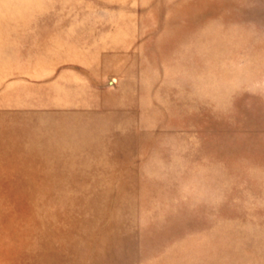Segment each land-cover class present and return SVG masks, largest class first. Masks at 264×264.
Instances as JSON below:
<instances>
[{
	"label": "rangeland",
	"instance_id": "1",
	"mask_svg": "<svg viewBox=\"0 0 264 264\" xmlns=\"http://www.w3.org/2000/svg\"><path fill=\"white\" fill-rule=\"evenodd\" d=\"M0 264H264V0H0Z\"/></svg>",
	"mask_w": 264,
	"mask_h": 264
}]
</instances>
